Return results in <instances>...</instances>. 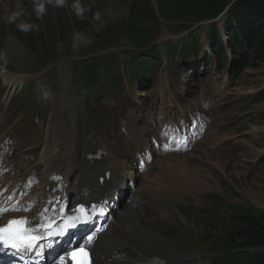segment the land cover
I'll use <instances>...</instances> for the list:
<instances>
[{"label":"rangeland","instance_id":"1","mask_svg":"<svg viewBox=\"0 0 264 264\" xmlns=\"http://www.w3.org/2000/svg\"><path fill=\"white\" fill-rule=\"evenodd\" d=\"M36 1L40 4H48L46 0ZM240 1L242 0L214 3L215 10L218 11L216 17L220 19L222 26L229 25V18L226 15L233 10L236 12L235 7L238 9ZM144 2L145 6L142 10L136 12L138 8L136 5ZM168 2L170 0H84L87 8L84 7V12L81 14L76 12L73 7L76 2H73L69 3V8H66L65 4L64 8L46 6L42 18L37 20L30 15L26 4L28 0H16L15 9L13 6L12 10L19 11L21 16L16 22L6 27L1 24V21L4 20L6 13H10V10L0 7V48L6 47L10 36L19 42L17 44L10 42L12 50L5 54L0 49L2 64L7 65L14 72L35 75L42 69L36 66L38 55L43 54V62H47L59 57L79 56L91 50L98 52L104 45L98 44L97 41L105 37L106 33L110 35V38L115 36L118 39V36L123 34H131V31L140 25L149 26L156 32L162 28L161 37L165 40L170 37H187L189 34L183 32L182 27L190 26L191 23L177 20H188V12L184 10L179 13L174 12ZM97 13H99V19L96 18ZM240 15L241 12H239ZM235 16L232 15V17ZM21 22L33 27L25 33L17 28V24ZM200 27H195L202 44L198 57L189 58L186 61L177 59V64H174L166 56L163 46V60L158 67L156 80L151 77L143 83H129L124 90L126 92L124 96L120 94L123 91L117 94L110 92V100L112 99L113 102L108 100L106 104L104 102L90 104V101L82 96V84L74 85L72 79L66 92L61 89L59 81L44 80V88L49 92L48 104L41 102L36 108L34 105L40 94L36 91V95H33L32 89L27 87L20 93L17 92L18 94L10 95L15 97L16 101L13 100L11 107L7 109L9 105L7 95L12 91L4 78L7 88L0 97V120H5L10 111L14 110L15 104L22 102L23 105L16 111L17 118L13 119L8 127L12 128L15 120L21 117L20 114L24 115L20 121L22 129L20 135L15 130L10 131L16 137V143L20 144L21 150L18 155H25L30 154V149L35 144L34 140L24 135L32 136L38 132L34 119L40 110L44 116H47L50 109L55 110L58 104L62 107L65 100L66 105L61 110L66 113V123L68 126L73 125L72 121L77 123L76 125L83 124L77 140H81L82 143L84 141L85 145L92 130L90 121L83 122V117L86 114L97 117L99 122V126L96 127L97 133L106 134L112 145L118 147V156L122 157L121 162L131 160V166L126 167L125 179H129L130 173L138 169L136 182L130 188L129 195L125 197L127 201L125 199L114 213L115 219L112 224L119 223L118 231L112 234L107 233L106 236H115L119 240L117 244L127 238L130 240L129 231L136 222L138 229H142L143 220L154 219L152 224L154 233L164 240L166 249L180 256L176 260L178 264H226L225 256L231 251L228 250L227 242L222 235L233 222L229 218L230 210L224 209L219 212L209 210L208 207L212 201L209 194L218 195L233 211L248 210L257 214L264 213V166L259 162L264 156V101L255 103L248 98L249 95L264 90V63L255 60L253 52L250 51L247 52L248 66L243 70L233 68L229 74L227 68L221 69L210 40L207 38V30ZM55 30H61L60 33L63 32V34L56 33ZM225 33L223 31L224 37ZM81 37L84 39L80 40ZM66 39L68 42L65 41ZM147 43L146 41L145 44ZM1 44L5 46L1 47ZM120 57L127 58L128 54L121 53ZM236 58L239 56L237 55ZM176 67H183L185 72L173 74L172 69ZM233 72L235 75L232 74ZM33 84L34 89L41 85L37 81ZM152 86L154 87L151 88ZM106 98L105 96L103 99ZM123 103H127L126 109H122ZM204 104L209 105L207 109H210L212 123L206 136L197 142L192 150L179 155H163L156 150L149 152L144 149L143 146L150 144L151 135H156L158 131L160 115L174 118L187 113L193 107ZM126 118L133 119L140 125L142 136L146 140V143L139 147L142 148H138L137 159L136 149L129 144L132 143L129 140L138 134L137 131L127 139L117 141V137L111 138L112 133L120 129L122 121ZM63 130L66 132L65 129H62V132ZM96 137L98 136L94 135L91 141ZM36 138H39L38 134ZM124 154L130 156V159H127ZM184 158L186 163L182 161ZM32 159V166H35L38 159L34 156ZM76 160L78 164L72 174L71 183L79 186L83 182L88 186L95 183L96 173L107 164L105 160L98 161L94 168L87 167L81 158ZM174 163H178L180 167L190 165L194 168L195 174L201 177L207 189L201 195L199 194L200 196L186 195L174 199L171 205L166 206L167 212L164 213L158 208V204L157 206L154 204L153 195L146 190V187L160 186L157 179ZM131 205H137V207L133 210ZM126 207L132 210L131 214L127 217L120 216L119 213ZM200 207L203 208L200 209ZM136 216L141 219L138 220ZM158 224L160 227L157 226ZM233 227L231 226L232 230H234ZM236 250L238 249L232 251ZM246 250H249L252 256L264 255V246ZM130 252L132 249L113 253L112 258L115 260L124 258L125 261L121 264H127L126 259Z\"/></svg>","mask_w":264,"mask_h":264},{"label":"bare ground","instance_id":"2","mask_svg":"<svg viewBox=\"0 0 264 264\" xmlns=\"http://www.w3.org/2000/svg\"><path fill=\"white\" fill-rule=\"evenodd\" d=\"M74 1V0H73ZM77 2V0H75ZM160 2V1H159ZM80 5L82 6L84 4V0H79ZM66 8H69V4L65 3ZM87 6L84 4L82 8ZM230 18V17H229ZM192 28L194 26H191ZM54 29V28H53ZM59 32L61 30H58ZM80 31V30H79ZM16 36V35H15ZM105 36H110L108 33L105 34ZM17 37V36H16ZM18 38V37H17ZM74 39V38H73ZM84 37H81L80 40H83ZM79 40V39H78ZM66 42L67 39L65 40ZM10 42H13L14 44L19 43L14 37L10 36V41L7 43L6 47L1 49L3 51V54L10 52L12 49L10 47ZM64 42V43H66ZM71 42V41H70ZM238 42V41H237ZM63 43V44H64ZM3 44H1L2 47ZM5 44L3 45V47ZM20 46V45H19ZM25 47V46H24ZM16 49V48H15ZM10 56V55H9ZM210 57V55H209ZM204 69V68H203ZM24 77H10L7 79L9 84L17 85L24 82ZM55 112V110H54ZM64 117V113H62L60 110L57 113V118L52 116V120L49 123V128L46 132L45 137V150L43 154L41 155V161L43 164L46 165L45 171L41 176V184L38 187V192L43 193L44 197H47V194L51 190H47V186L50 185L51 187L54 186V183H52L49 178L50 176L56 172H62L65 175V180L67 178V170L71 168V165L73 163V159L80 155V149L79 148H68L63 149L65 144L63 141H57L58 131L63 126L62 125V118ZM182 129V127H181ZM64 132V130H63ZM138 132V131H137ZM142 135V131H141ZM77 138V130L75 127H72L71 133H70V142L69 144H73L74 141ZM141 139V136L140 138ZM95 146L98 148H104L103 144L96 140ZM93 151L90 148H86L82 152V157L86 160L87 163H90L89 160V154ZM195 153V152H194ZM104 158H110L109 155H105ZM209 160V159H208ZM185 162V158L182 160ZM186 163V162H185ZM200 163V162H199ZM178 163H174L173 165H170L168 169H165L163 171V175L157 179L158 187H146V190L150 192L151 195H153V199L155 201V205L158 207H165L170 204V200L178 199L181 197H184L188 195V193H191L195 196H198L201 192H203L206 188V184L204 185L202 183V179H200L196 173V170L192 167H180L177 165ZM205 166V165H203ZM95 168V166H94ZM112 174L109 178V181H105V187H100V182L98 184V190H85L81 191L78 188L70 187L67 185L65 187L66 193L68 195H71L75 198L77 197H88L91 200H95L94 198L99 196V193L104 190V193L101 194L100 200L108 201L110 198V195L112 199L117 198V194L114 192L117 190H121L125 187L126 183L123 182L124 178L120 177L125 173V164L120 161H114L113 165L111 166ZM197 169V168H196ZM223 169V168H220ZM201 172V171H200ZM201 174V173H200ZM82 176V175H81ZM124 184V185H122ZM209 189V188H208ZM210 196V194H209ZM97 199V200H99ZM127 201V199H126ZM137 200H135L136 202ZM109 202V209L113 208V202L110 204ZM44 204V201H42ZM137 205H131V209H135ZM39 209V208H38ZM129 207H127L124 210V213L129 212L131 210ZM166 213L167 211H163ZM113 213L110 214V218H113ZM122 216V210L119 214ZM137 219H141V217L136 216ZM143 220V219H142ZM153 220H143L144 226L142 229H138L137 222L134 224L130 230V240H133L132 246H135L138 251H132L134 254H129V257L127 258L128 264H177L176 259L179 258V255L171 254L168 250H165L164 247V240L162 239V244L159 239V236L157 233H154V229H152ZM215 223V222H213ZM119 224V223H118ZM118 224L116 229L118 228ZM160 227V225H157ZM157 227V231H158ZM171 228V226H169ZM163 230V229H162ZM109 231V228L107 229ZM106 231V232H107ZM111 233H114V230H112ZM128 240V238H127ZM116 238H113V241H97L95 245V253L98 252L99 255L96 256L95 261L96 264H113L112 258L109 256L110 253H118L121 250L129 251L126 244H131V242L128 241H122L121 243L115 244L118 242ZM114 243L115 245H112ZM139 252V253H138ZM138 253V254H136ZM188 255V254H186ZM182 256V255H181ZM97 259V260H96ZM124 259L117 260V262H124Z\"/></svg>","mask_w":264,"mask_h":264},{"label":"trees","instance_id":"3","mask_svg":"<svg viewBox=\"0 0 264 264\" xmlns=\"http://www.w3.org/2000/svg\"><path fill=\"white\" fill-rule=\"evenodd\" d=\"M173 1V2H172ZM170 0L169 7L174 9V12H181L182 10L188 12V20H181V22L195 23L200 20L212 19L217 16L218 11L215 10L216 2H223L226 0ZM173 3V4H172ZM136 12H140L145 6L144 3H139ZM226 16L229 18L228 24L233 33L234 44L246 43V48L253 52L254 59L264 63V0H242L236 9ZM241 15L239 16V12ZM238 13V15H237ZM232 15H236L232 17ZM140 21V19L138 20ZM148 22L147 20H144ZM179 22V20H177ZM154 22V21H151ZM150 23V22H148ZM152 29L149 26H137L132 31V36L136 39L138 37L141 40L147 35L152 33ZM56 33L63 34L55 30ZM64 37V35H59ZM59 37L57 36V39ZM238 41V42H237ZM43 55V54H42ZM248 66L246 59H243L241 67ZM115 68L114 64H111L110 71ZM112 76H108V80H111ZM100 81L99 76H95L92 82L89 83V91L92 92L95 89L96 83ZM253 100L256 103L264 101V90H260L258 95L254 96ZM264 166V156L259 160ZM214 202L224 209L230 210L229 217L233 223L229 225V228L224 232L222 238L225 239L228 245L230 254L225 256L226 264H264V255L252 256L247 248H253L258 246H264V213H254L248 210L233 211L225 201H223L218 195H214ZM231 226L234 230L231 229ZM230 245V246H229ZM238 249L235 252L232 250ZM238 252V253H237ZM237 255H236V254Z\"/></svg>","mask_w":264,"mask_h":264},{"label":"snow or ice","instance_id":"4","mask_svg":"<svg viewBox=\"0 0 264 264\" xmlns=\"http://www.w3.org/2000/svg\"><path fill=\"white\" fill-rule=\"evenodd\" d=\"M13 210L15 211L18 209H13ZM2 211L3 210L0 209V212ZM46 211L47 209L44 210V212ZM78 211H80L81 213H86V209H84L83 207ZM41 216H43V213H41ZM31 224L32 221H29L25 218H21V219L10 220L5 226H0V245L14 249L16 251H21L27 248L36 247L38 241L41 240L43 237L34 234L35 228L25 227V225H31ZM37 226L45 228L48 235L53 234L52 231L50 230V225H48L47 223H41L40 221H37ZM67 226L71 227L73 225L69 224ZM40 254H41L40 252H37V255ZM67 255L70 256L73 260H75L77 256H83L87 258L88 253L85 250V248L82 247L79 248L78 250L67 253ZM84 264H86V260Z\"/></svg>","mask_w":264,"mask_h":264},{"label":"clouds","instance_id":"5","mask_svg":"<svg viewBox=\"0 0 264 264\" xmlns=\"http://www.w3.org/2000/svg\"><path fill=\"white\" fill-rule=\"evenodd\" d=\"M49 2H50V0H49ZM55 2H56L57 5H62V4L64 3V0H55ZM73 7L75 8V10H76V12H77L78 14H81V13L84 12V9L81 7V5H80V3H79V0H77V2L73 5ZM36 12H37V16H38V17L41 16V15L43 14V12H44V5H43L42 3L37 5V7H36ZM225 15H226V13H225ZM20 16H21V13H20L19 11H17V12H12V13H6L5 16L3 17V19L5 20L6 23L11 24V23H13V22H16ZM96 18L99 19V13L96 14ZM223 18H224V17H223ZM179 22H181V21H179ZM188 23H191V22L189 21ZM207 23H216V25L219 27V28H214L213 33H212V38H214V40L220 42V44H222V39H221V38L223 37V31L229 34V36H230V40H233V36H234V35H233L231 29L228 28L230 24L227 25V26H222V25L220 24V19L217 18V17H214V18H212V19L200 20V21H197V22H195V23H191L190 26H184V27H182V30H183V31H184V30H187V29L191 28L192 25H195L196 27H199V26H204V25H206ZM32 27H33L32 25L27 24V23H24V22H21V23H18V24H17V28H18L19 30L25 32V33H27L28 31H30V29H31ZM186 27H187V28H186ZM185 28H186V29H185ZM245 44H246V43H245ZM37 90H38V92H39L41 98H47V97L49 96V92H48L47 90H45L43 84H41L40 86H38V89H37ZM259 91H260V90H259ZM251 101H252V102H255V101H253V98H252ZM255 103H256V102H255ZM129 212L131 213L132 211H129ZM229 218H230V217H229ZM130 230H131V229H130ZM170 230H172V229L170 228ZM129 236H130V231H129ZM158 236H159V235H158ZM159 239H160L161 244H162V238H161L160 236H159ZM125 241L131 242V244H126L129 250L132 249V251H138L137 248H136L135 246H132V243H133V240H132V239H131V240H127V239H126ZM125 241H124V242H125ZM165 250H168V249L165 248ZM94 251H95V247H94ZM168 251H169V250H168ZM169 252H170V251H169ZM130 253H131V254H134V252H130ZM130 253H129V254H130ZM138 253H139V252H138ZM138 253H136V254H138ZM170 253H171V254H174V253H172V252H170ZM96 255H99L98 252H96ZM128 257H129V255H128ZM177 259H178V258H177ZM177 259H176V260H177ZM112 260H113V262H114L113 264H115V259H112ZM176 260H175V261H176ZM176 263H177V262H176ZM127 264H128V263H127ZM177 264H178V263H177Z\"/></svg>","mask_w":264,"mask_h":264}]
</instances>
